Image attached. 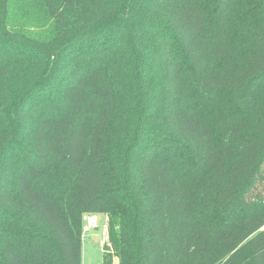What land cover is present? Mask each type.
Segmentation results:
<instances>
[{"label": "trees", "instance_id": "16d2710c", "mask_svg": "<svg viewBox=\"0 0 264 264\" xmlns=\"http://www.w3.org/2000/svg\"><path fill=\"white\" fill-rule=\"evenodd\" d=\"M264 264V0H0V264Z\"/></svg>", "mask_w": 264, "mask_h": 264}, {"label": "rangeland", "instance_id": "374dc122", "mask_svg": "<svg viewBox=\"0 0 264 264\" xmlns=\"http://www.w3.org/2000/svg\"><path fill=\"white\" fill-rule=\"evenodd\" d=\"M86 218L90 219V224ZM83 224L82 264H102L103 245L107 242V217L99 213L87 215ZM110 264H117L116 257H112Z\"/></svg>", "mask_w": 264, "mask_h": 264}, {"label": "built area", "instance_id": "2783aa9c", "mask_svg": "<svg viewBox=\"0 0 264 264\" xmlns=\"http://www.w3.org/2000/svg\"><path fill=\"white\" fill-rule=\"evenodd\" d=\"M86 220H87L88 224H90V223H91V221H89V220H90L89 218H86Z\"/></svg>", "mask_w": 264, "mask_h": 264}]
</instances>
